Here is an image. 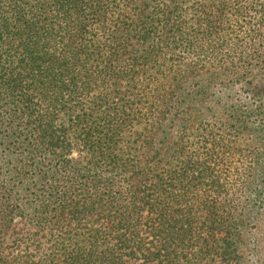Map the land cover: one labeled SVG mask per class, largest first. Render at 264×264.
Returning a JSON list of instances; mask_svg holds the SVG:
<instances>
[{"label":"trees","instance_id":"1","mask_svg":"<svg viewBox=\"0 0 264 264\" xmlns=\"http://www.w3.org/2000/svg\"><path fill=\"white\" fill-rule=\"evenodd\" d=\"M228 2L0 0V264H264V125L187 87L244 75L264 118V0Z\"/></svg>","mask_w":264,"mask_h":264},{"label":"rangeland","instance_id":"2","mask_svg":"<svg viewBox=\"0 0 264 264\" xmlns=\"http://www.w3.org/2000/svg\"><path fill=\"white\" fill-rule=\"evenodd\" d=\"M149 1L150 0H141V2H143V8L144 4L149 3ZM227 1H229L228 4L230 6L235 7L238 5V2H234V0ZM149 6L152 5L149 4ZM145 10H147V12L149 11L147 7ZM217 73L221 74L223 72L209 68L207 72L195 77L196 80L191 81V79L188 82L187 87H189V89L197 88L198 93L205 99V105L203 107L205 114L199 121L208 122L211 124L216 123V128L218 129L225 126V128L222 130L223 132L230 133L229 131L233 130L237 132V124L234 125V121L236 122V120L241 116L242 112H251L252 114L246 118L248 126L251 129H260L264 125V118L256 116V114L253 112L255 110L256 104H258V101L256 102L253 100L252 95L249 92L250 85L248 83L250 79L244 77L241 78L244 75L239 76L238 79L232 75L228 76L227 74V76H223ZM239 73L245 74L243 70H239L238 74ZM195 121L196 120L194 117H192L191 126L189 127L192 129H186L184 127L185 123L184 125L183 123L178 124L177 128L175 129V137L183 138L184 140H187V138L190 139V135L197 129V124ZM180 126L182 129H180ZM216 132L220 133V130H216ZM238 138L237 139L240 143L239 147L242 148L241 155L245 156L247 160L253 159L252 167L255 169L253 173L256 175L254 176L258 178L260 183L263 181L264 184V157L259 155V150L262 149L261 145H263V143L257 139L254 134L250 133L249 130L245 135L239 134ZM77 157L78 155L76 153L72 156L73 159H77ZM260 204H262V207H264V195L262 196ZM257 226L259 235L263 239L262 242L264 243V223L258 222ZM261 226L263 227L262 231L260 230Z\"/></svg>","mask_w":264,"mask_h":264}]
</instances>
